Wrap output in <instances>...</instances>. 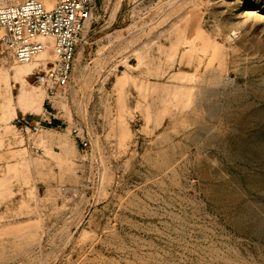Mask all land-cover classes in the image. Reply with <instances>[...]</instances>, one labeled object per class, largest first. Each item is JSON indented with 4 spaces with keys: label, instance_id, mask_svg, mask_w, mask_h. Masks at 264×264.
I'll return each instance as SVG.
<instances>
[{
    "label": "rangeland",
    "instance_id": "obj_1",
    "mask_svg": "<svg viewBox=\"0 0 264 264\" xmlns=\"http://www.w3.org/2000/svg\"><path fill=\"white\" fill-rule=\"evenodd\" d=\"M35 70L0 52V264H264V0H95L53 107Z\"/></svg>",
    "mask_w": 264,
    "mask_h": 264
},
{
    "label": "built area",
    "instance_id": "obj_2",
    "mask_svg": "<svg viewBox=\"0 0 264 264\" xmlns=\"http://www.w3.org/2000/svg\"><path fill=\"white\" fill-rule=\"evenodd\" d=\"M94 4L95 0H9L0 4V52L16 62L36 64L32 73L52 107L71 79L77 46ZM56 117L54 109H46L38 119L23 116L17 122L21 130L35 134Z\"/></svg>",
    "mask_w": 264,
    "mask_h": 264
},
{
    "label": "bare ground",
    "instance_id": "obj_3",
    "mask_svg": "<svg viewBox=\"0 0 264 264\" xmlns=\"http://www.w3.org/2000/svg\"><path fill=\"white\" fill-rule=\"evenodd\" d=\"M9 0H6V2H8ZM6 2H4V3H6ZM4 3H0V4H4ZM0 33H1V30H0ZM3 33V32H2Z\"/></svg>",
    "mask_w": 264,
    "mask_h": 264
}]
</instances>
